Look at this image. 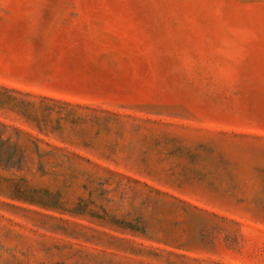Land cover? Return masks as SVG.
<instances>
[{"label":"rangeland","instance_id":"obj_1","mask_svg":"<svg viewBox=\"0 0 264 264\" xmlns=\"http://www.w3.org/2000/svg\"><path fill=\"white\" fill-rule=\"evenodd\" d=\"M0 264H264V0H0Z\"/></svg>","mask_w":264,"mask_h":264}]
</instances>
